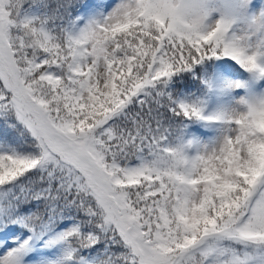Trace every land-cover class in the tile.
Segmentation results:
<instances>
[{
	"label": "snow or ice",
	"instance_id": "1",
	"mask_svg": "<svg viewBox=\"0 0 264 264\" xmlns=\"http://www.w3.org/2000/svg\"><path fill=\"white\" fill-rule=\"evenodd\" d=\"M0 264H264V0H0Z\"/></svg>",
	"mask_w": 264,
	"mask_h": 264
}]
</instances>
